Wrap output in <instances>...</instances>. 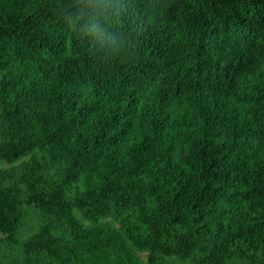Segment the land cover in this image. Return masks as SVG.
<instances>
[{
    "label": "trees",
    "instance_id": "16d2710c",
    "mask_svg": "<svg viewBox=\"0 0 264 264\" xmlns=\"http://www.w3.org/2000/svg\"><path fill=\"white\" fill-rule=\"evenodd\" d=\"M0 264H264V0H0Z\"/></svg>",
    "mask_w": 264,
    "mask_h": 264
}]
</instances>
